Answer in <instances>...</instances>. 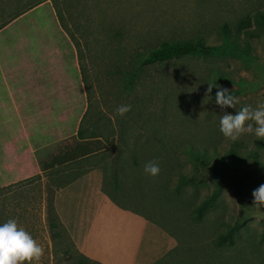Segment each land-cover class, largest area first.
<instances>
[{
	"label": "rangeland",
	"instance_id": "1",
	"mask_svg": "<svg viewBox=\"0 0 264 264\" xmlns=\"http://www.w3.org/2000/svg\"><path fill=\"white\" fill-rule=\"evenodd\" d=\"M263 8L264 0H0V200L8 195L18 225L44 249L36 264H73L54 255L44 200L46 184L57 188L56 177L41 166L78 142L88 108L80 49L93 76L92 116L101 119L95 124L103 132L102 154L111 161L121 153L131 165L136 155L139 162L119 177L118 200L176 240L154 264H264V208L252 198L264 183V149L257 145L264 138L243 133L232 141L219 131L225 112L264 103V35L241 38L242 47L250 45L246 58L183 57L148 66L130 90L109 75L112 64H128L164 40L203 36L220 45L223 25L234 28ZM208 84L213 88L206 95ZM215 85L238 98L235 107L215 103ZM125 104L130 111L118 115L115 109ZM190 146L220 156L234 148L238 159L219 160L218 174L216 156L203 168L188 160ZM148 161L159 164L157 176L141 175ZM96 163L85 160L79 170H99L112 192V178ZM178 171L196 172L195 186L177 190ZM38 174L41 179L25 186H10ZM215 189L216 202L198 216L194 209ZM235 223L234 241L216 246V237Z\"/></svg>",
	"mask_w": 264,
	"mask_h": 264
},
{
	"label": "trees",
	"instance_id": "2",
	"mask_svg": "<svg viewBox=\"0 0 264 264\" xmlns=\"http://www.w3.org/2000/svg\"><path fill=\"white\" fill-rule=\"evenodd\" d=\"M223 36V43L220 45H211L207 43V40L203 36H197L186 39H173L164 40L157 46L152 47L147 52L142 53L137 59H131L128 64L123 63L121 60L116 64H112V69L109 71V75L112 77H118L125 87L130 90L137 84L142 73L145 72L148 66L154 64H162L170 60H178L183 57H201V58H212L221 56H232L238 58H246L249 56L250 45L244 44L242 47L240 40L242 37L254 38L261 37L264 35V8L261 10L254 11L251 15L246 16L242 19L239 24L232 28L227 24L221 27ZM79 46V43H78ZM78 60L81 64L82 80L87 92L88 108L81 120L77 138V144L70 150H67L62 155L53 156L50 161L42 164L41 171L43 174L52 175L57 188L46 184L45 190V211L47 216V225L51 231L53 240L54 255L61 259H73V264H100L99 262L93 261L83 255L74 244L72 238L68 234L64 225L62 224L60 217L56 211L55 206V194L58 190L71 184L78 178L85 175L86 171H80V164L85 160H92L97 158L96 168L102 169L106 173L105 177L112 178L113 191L107 190L103 182V191L109 196V198L119 207L128 209V207L122 205L118 200L117 191L119 190V177L129 173L131 167L138 169L139 162L136 159V155L133 158V165H131L126 159L118 153L111 161H108L110 155L105 152L106 148L102 143L103 132L100 131V127L95 124L98 121L101 122L100 118L93 121V106L95 99L92 94L91 81L92 75L87 70V59L83 57V53L80 49L78 51ZM94 122V123H93ZM112 127V125H111ZM149 130V129H146ZM108 138H106L107 140ZM105 142V141H104ZM237 145V143H235ZM257 145L264 149V143L258 142ZM188 160L197 162L199 166L205 168L210 166L212 156L215 155V160L212 167L215 172L219 174V170L215 167L217 163H225V157L231 159H238L234 148L226 156L217 155L218 151L213 153L207 149L202 151H196L191 146L185 150ZM213 154V155H212ZM251 158L255 161H259L260 156L258 153L252 154ZM241 160V157H240ZM226 164V163H225ZM70 171L71 173H69ZM142 176H145L143 170L140 171ZM194 172L188 175L186 172L178 171L179 181L175 188L177 190L182 189L184 186H195L196 180ZM42 175L38 174L33 177L24 179L20 182L14 183L10 186L27 185V183L34 182L37 179H41ZM54 184V183H53ZM8 187H4L2 190L7 191ZM219 188V187H218ZM220 190L215 189L211 195L204 200L199 206L194 209V212L201 216L209 209L217 200ZM4 195L3 199L0 200V223L6 222L8 219H13L14 216L11 214L12 208H9V197ZM11 197V196H10ZM11 200L14 198L11 197ZM11 202V201H10ZM137 211V210H135ZM139 212V211H137ZM141 213V212H140ZM146 216V215H145ZM15 219V218H14ZM239 229V224L235 223L230 232L227 234H220L215 239L216 246H222L224 243H232L234 236Z\"/></svg>",
	"mask_w": 264,
	"mask_h": 264
},
{
	"label": "crops",
	"instance_id": "3",
	"mask_svg": "<svg viewBox=\"0 0 264 264\" xmlns=\"http://www.w3.org/2000/svg\"><path fill=\"white\" fill-rule=\"evenodd\" d=\"M101 174L91 170L55 194L56 211L77 249L100 264H154L175 249L164 228L109 198Z\"/></svg>",
	"mask_w": 264,
	"mask_h": 264
},
{
	"label": "clouds",
	"instance_id": "4",
	"mask_svg": "<svg viewBox=\"0 0 264 264\" xmlns=\"http://www.w3.org/2000/svg\"><path fill=\"white\" fill-rule=\"evenodd\" d=\"M215 103L221 108L235 107L238 98L233 96L227 88L215 85ZM213 86L208 84L206 95L212 92ZM130 105H120L116 113L123 116L130 111ZM247 122V123H246ZM255 125V126H254ZM219 131L232 141H236L243 133H253L257 138H264V103L253 108L243 105L234 114L225 112L220 116ZM145 174L155 177L160 172L156 161L144 164ZM253 205L264 208V183L252 191ZM44 249L34 240L25 228L18 225L16 219H8L0 223V264H36Z\"/></svg>",
	"mask_w": 264,
	"mask_h": 264
}]
</instances>
